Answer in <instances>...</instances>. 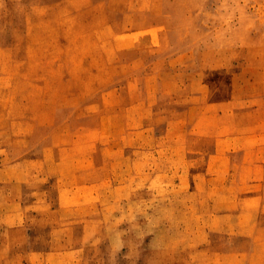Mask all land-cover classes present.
<instances>
[{
    "label": "rangeland",
    "instance_id": "1",
    "mask_svg": "<svg viewBox=\"0 0 264 264\" xmlns=\"http://www.w3.org/2000/svg\"><path fill=\"white\" fill-rule=\"evenodd\" d=\"M0 264H264V0H0Z\"/></svg>",
    "mask_w": 264,
    "mask_h": 264
}]
</instances>
